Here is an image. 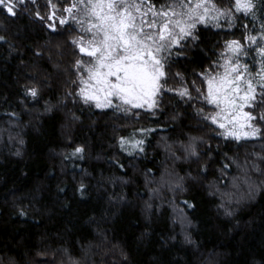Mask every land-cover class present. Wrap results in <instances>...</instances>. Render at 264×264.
I'll use <instances>...</instances> for the list:
<instances>
[{
    "label": "trees",
    "instance_id": "obj_1",
    "mask_svg": "<svg viewBox=\"0 0 264 264\" xmlns=\"http://www.w3.org/2000/svg\"><path fill=\"white\" fill-rule=\"evenodd\" d=\"M52 3L63 13L71 0ZM52 10L48 0H25L16 16L0 6V264H264V175L249 170L264 140L220 135L195 98L206 90L198 73L224 42L261 31L260 0L255 18L233 8L231 28L200 26L195 47L176 48L184 55L170 61L155 115L84 102L69 42L78 28L53 32L35 15ZM32 86L39 98L27 93ZM133 135L143 152L122 149L120 138ZM78 146L84 152L73 154Z\"/></svg>",
    "mask_w": 264,
    "mask_h": 264
},
{
    "label": "snow or ice",
    "instance_id": "obj_2",
    "mask_svg": "<svg viewBox=\"0 0 264 264\" xmlns=\"http://www.w3.org/2000/svg\"><path fill=\"white\" fill-rule=\"evenodd\" d=\"M48 2L53 9L50 17L41 16L39 11L35 15L41 20L55 21L58 6L52 0ZM24 3L25 0H0V6L12 16L18 14ZM260 5L264 10V0H260ZM233 8L235 12L255 18L257 0H235ZM233 8L220 7L215 0H166L159 5L153 0H71L62 9L68 15H61L58 24L79 26V34L71 36L69 42L74 51L78 50L72 67L82 85L78 90L80 97L85 103L95 101L97 108L114 106L131 112L132 108L127 106H133L153 110L155 115L154 110L160 107L162 89L167 84L170 61L174 54L184 55L176 52V48L187 45L188 41H192L195 47L201 39L197 35L200 24L220 27L221 17L226 22L235 19ZM228 26L231 27L230 22ZM47 27L53 32L58 31L55 22H48ZM260 36L264 37V24ZM5 39L0 36V40ZM246 39L253 44L261 43L256 35H249ZM250 52L251 49H246L240 40H227L218 60L198 73L206 81L207 91L204 93L202 88H197L195 98L214 108L210 113L198 109V114L218 125L223 130L220 135L237 141L246 138L264 140V45L257 49L260 69L255 73L240 60L241 54L247 56ZM174 75L183 79L180 72ZM26 91L34 99L40 97L38 87H27ZM179 93L188 100L194 98L187 87L181 88ZM114 100H119L120 104L114 105ZM138 131L149 130L142 128ZM120 142L121 147L131 144L133 150H145V141L141 139L121 137ZM187 150L190 155H200L194 145L188 146ZM83 152L84 147L78 146L73 154ZM257 158L258 162L253 161L249 170L264 175V156L257 154ZM203 170L207 171V165ZM81 188H84L83 184ZM186 206L194 208L195 204L186 202ZM21 214L27 215L23 210Z\"/></svg>",
    "mask_w": 264,
    "mask_h": 264
},
{
    "label": "rangeland",
    "instance_id": "obj_3",
    "mask_svg": "<svg viewBox=\"0 0 264 264\" xmlns=\"http://www.w3.org/2000/svg\"><path fill=\"white\" fill-rule=\"evenodd\" d=\"M234 3H235V0H234ZM52 11H53V10H52ZM52 11H51V12H52ZM51 12L49 13V17H50ZM61 15H63V16H67L68 13H66V12H63V13H61V12H56V20H55V21H52V20L49 19V22H55V23L58 24V20H59V17H60ZM229 22L231 23V27H232L233 24H234V20L232 19V20H230ZM229 22H226L225 19H224L223 17H221V19L219 20L218 23L221 25V26H220L221 28H231V27L228 26V23H229ZM72 24H73L74 26H76L77 28L79 27L78 25H76V24H74V23H72ZM200 26H211V27H215V26H213L212 24H200V25H198V28H199ZM249 30H250L249 32H245L246 35H245V37L242 39L243 41H241V43L245 46L246 49H251V52H250L247 56H244L243 54H241V56H240V60H241V63H242V64H248V65H249V70H250L251 72L255 73V72H258L259 69H260V57H259V55L257 54V49H258V47L264 45V37H261V36H260V32H261V31H257V29H252V28H250ZM78 34H79V32H78ZM78 34H77V35H78ZM249 35H256L257 38H258V40L261 41V43H260V44H253V43H250V42L246 39V37L249 36ZM237 40H239V39H237ZM223 49H224V47H223ZM223 49H222V51H223ZM77 51H78V50H77ZM222 51H221V52H222ZM249 56L253 57V58H252V62H247V61L245 60V59L248 58ZM220 62L223 63V61H220ZM77 76H78V73H77ZM205 85H206V90H205V93H206V91H207V84H206V81H205ZM80 87H82V85L78 82V85H77L78 90H79ZM163 91H164V88L162 89V93H163ZM78 93H79V91H78ZM162 93H161V95H162ZM88 104L91 105L92 107L97 108L96 105H95V101H89ZM113 104H114V105H116V104H120V101H119V100H114V101H113ZM127 107H131V108H132V111H131V112H125V111H123V110H118V109H117L116 107H114V106H110V107H107V108H105V109H113V110H115V111H117V112H119V113H123L124 115H130V114H132V113H134L135 111H138V110L147 111V112H153V110H149V109H147V108H136V107H133V106H127ZM156 110H157V109H155L154 111H156ZM212 111H214V108H213V106L209 105V113L212 112ZM217 126H218V125H217ZM222 131H223V130H222ZM126 138H128V139H130V140L140 139L137 135L129 136V137H126ZM230 138L236 140V139L233 138V137H230ZM246 139H252V138H246ZM120 145H121V142H120ZM122 149H123L126 153H128V154H133V153H135V152L138 150V149L133 150V147H132L131 144H125V146L122 147ZM126 149H127V150H126Z\"/></svg>",
    "mask_w": 264,
    "mask_h": 264
}]
</instances>
